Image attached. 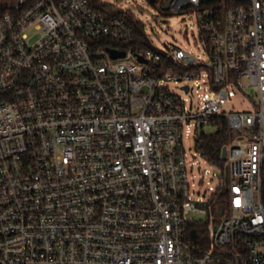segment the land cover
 Here are the masks:
<instances>
[{"label": "built area", "instance_id": "built-area-1", "mask_svg": "<svg viewBox=\"0 0 264 264\" xmlns=\"http://www.w3.org/2000/svg\"><path fill=\"white\" fill-rule=\"evenodd\" d=\"M166 1L198 53L106 0H0V264H264V0Z\"/></svg>", "mask_w": 264, "mask_h": 264}, {"label": "rangeland", "instance_id": "rangeland-1", "mask_svg": "<svg viewBox=\"0 0 264 264\" xmlns=\"http://www.w3.org/2000/svg\"><path fill=\"white\" fill-rule=\"evenodd\" d=\"M118 7L129 9L135 16L144 24L146 36L151 40L156 47L162 48L167 43H171L185 50H191L198 53L197 44V30L191 21L194 16L190 12H181L179 14L169 15L164 13L158 7V4H153L148 0H106ZM177 93L182 94L179 89ZM244 92H236L234 95H229V98L224 100L223 108L226 112L236 110H250L251 109V92L250 88L246 87ZM194 102L196 95H193ZM206 134L213 132V128L204 127L202 129ZM201 132V129H198ZM237 133L234 132V137ZM190 153L193 154L195 160L196 180L200 178V171L210 168L209 163L201 157V155L192 148ZM208 176H206V179Z\"/></svg>", "mask_w": 264, "mask_h": 264}, {"label": "trees", "instance_id": "trees-1", "mask_svg": "<svg viewBox=\"0 0 264 264\" xmlns=\"http://www.w3.org/2000/svg\"><path fill=\"white\" fill-rule=\"evenodd\" d=\"M228 142L226 122L223 120L220 127L210 133L204 134L202 139L198 142L197 149L201 154L216 164H222L221 150ZM261 200L264 206V162L262 166V187H261Z\"/></svg>", "mask_w": 264, "mask_h": 264}, {"label": "water", "instance_id": "water-1", "mask_svg": "<svg viewBox=\"0 0 264 264\" xmlns=\"http://www.w3.org/2000/svg\"><path fill=\"white\" fill-rule=\"evenodd\" d=\"M150 1L153 2L154 0H150ZM169 1H170V0H167V1L164 3V5L162 6V8H163L164 10L167 9ZM110 52H111V55H112L113 57H118V56H123V55H124V53H123L122 51L110 50ZM185 88H186V87H185ZM220 157H221L222 160L225 159V147L222 148V150H221V156H220ZM191 236H192V237L195 236L194 231L191 232Z\"/></svg>", "mask_w": 264, "mask_h": 264}]
</instances>
